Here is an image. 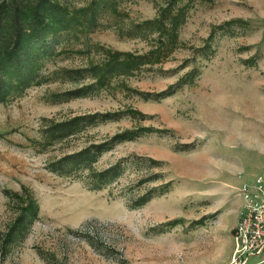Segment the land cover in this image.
I'll use <instances>...</instances> for the list:
<instances>
[{
	"label": "rangeland",
	"instance_id": "374dc122",
	"mask_svg": "<svg viewBox=\"0 0 264 264\" xmlns=\"http://www.w3.org/2000/svg\"><path fill=\"white\" fill-rule=\"evenodd\" d=\"M59 1L75 9L92 0ZM110 1L115 12H102L99 29L86 36L64 37L60 45L66 52L48 63L45 75L100 61L96 45L142 54L155 44L153 38L126 33L155 18L168 0ZM179 7L186 10L179 47L162 64L117 82L156 94L196 69L193 84L161 100L106 91L53 104L47 96L73 85L51 78L0 104V264H230L239 216L237 187L252 170L243 167L244 159H252L258 141L264 142V0H177ZM235 19L245 24L224 25ZM211 33L212 54L205 56L199 49ZM127 109L143 118L101 123L46 152L30 142L39 138L43 118ZM135 127L160 132L102 155L95 171L118 161L123 170L100 191L88 188L85 174L61 178L46 169L64 153ZM166 184L164 194L131 207L141 195ZM24 189L38 204L37 220L24 239L2 254V236L17 214L6 193ZM169 222L177 224L165 226ZM258 262L251 258L248 264Z\"/></svg>",
	"mask_w": 264,
	"mask_h": 264
},
{
	"label": "trees",
	"instance_id": "16d2710c",
	"mask_svg": "<svg viewBox=\"0 0 264 264\" xmlns=\"http://www.w3.org/2000/svg\"><path fill=\"white\" fill-rule=\"evenodd\" d=\"M177 0H168L158 8L155 18L132 25L128 37L153 38L154 45L142 53L117 51L96 45L95 51L100 61L88 63L80 68H61L45 75L48 63L66 52L60 45L64 37L70 34L84 36L99 29L100 15L105 10L115 12L110 0H92L89 5L70 9L59 0H0V104L6 105L22 96L28 89L40 86L49 80L72 84L67 91L52 93L46 101L56 104L76 99L90 98L106 91H120L135 95L143 100L164 99L185 85L193 84L198 75L196 69L184 74L168 90L151 94L129 87L119 79L133 77L146 68L162 64L179 47L178 31L186 19L184 7L176 8ZM235 23L245 24L240 19L226 21L225 26ZM221 29V26L217 27ZM154 36V37H153ZM207 39L199 52L212 54ZM117 82V83H116ZM135 120L143 114L134 109L117 112H95L75 115L63 120L42 119L39 138L30 142L38 152H46L54 146L73 138L91 127L108 121H118L123 117ZM160 132L149 127L125 129L109 139L69 153L46 164V169L61 178L76 179L84 176L85 183L92 191H100L115 182L121 175V161L101 171L94 166L105 153L116 145L137 140L142 136ZM0 138L2 134L0 133ZM79 178V179H80ZM168 184L154 188L133 201L132 208L140 207L152 197L164 194ZM14 200L17 214L2 236L1 252L5 254L17 239L22 240L37 220L39 207L34 197L24 189L22 192L6 193ZM177 223L169 222L165 226L173 227Z\"/></svg>",
	"mask_w": 264,
	"mask_h": 264
},
{
	"label": "built area",
	"instance_id": "2783aa9c",
	"mask_svg": "<svg viewBox=\"0 0 264 264\" xmlns=\"http://www.w3.org/2000/svg\"><path fill=\"white\" fill-rule=\"evenodd\" d=\"M238 193L243 203L233 229L235 247L230 264H247L249 257L264 254V174L251 184L242 182Z\"/></svg>",
	"mask_w": 264,
	"mask_h": 264
},
{
	"label": "crops",
	"instance_id": "0c3cea01",
	"mask_svg": "<svg viewBox=\"0 0 264 264\" xmlns=\"http://www.w3.org/2000/svg\"><path fill=\"white\" fill-rule=\"evenodd\" d=\"M258 143H259L258 149L257 148L255 149L256 151H254L255 153L253 155V158L252 159H244L245 161H244L243 167L246 170H248L250 168L252 170L248 171L247 179L245 181H242V182H248L251 184L253 182V179L257 175L264 174V142L258 141ZM240 174L241 175L239 178H242V176H243L242 172ZM238 188L239 187H237V189ZM238 198H239V211H238V213H239L241 211V207H242L243 202H242L240 195H238ZM251 258H259V262H262V261H264V254H258V255H253V256L249 257L247 260V264Z\"/></svg>",
	"mask_w": 264,
	"mask_h": 264
}]
</instances>
